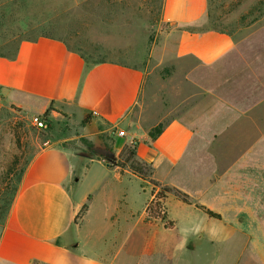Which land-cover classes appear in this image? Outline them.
<instances>
[{"label": "crops", "instance_id": "0c3cea01", "mask_svg": "<svg viewBox=\"0 0 264 264\" xmlns=\"http://www.w3.org/2000/svg\"><path fill=\"white\" fill-rule=\"evenodd\" d=\"M207 8L208 0H163L162 21L175 29V57L193 63L187 72L206 94L170 118L154 140L147 132L155 123L144 126L141 118V69L89 66L45 37L23 40L11 57H0V117L29 118L52 108L49 139L25 167L0 223V264H132L129 256L119 260L122 251L137 248L141 255L153 245L179 252V264H199L193 255L200 249L223 250L213 264H264V28L240 39L200 29ZM120 131L123 137L115 135ZM99 133L112 141L107 152L97 150ZM83 139L91 148L79 146ZM130 142L135 159L152 168L149 179L116 166ZM132 180L149 193L139 210ZM148 180L190 200L167 194L171 228L145 213L153 192ZM169 201L179 215L168 214ZM152 231L173 239L153 241Z\"/></svg>", "mask_w": 264, "mask_h": 264}, {"label": "rangeland", "instance_id": "374dc122", "mask_svg": "<svg viewBox=\"0 0 264 264\" xmlns=\"http://www.w3.org/2000/svg\"><path fill=\"white\" fill-rule=\"evenodd\" d=\"M162 3L163 0H0V57H11L23 40L46 35L62 40L89 65L114 62L141 69L145 75L142 123L165 125L170 118L194 107L206 91L192 83L187 68L193 63L175 57V29L162 21ZM261 28L264 0H208L207 16L200 29H214L240 39ZM48 129L49 126L45 130L33 128L29 118L17 112L0 117V223L8 212L7 202L17 186V174L43 148L49 139ZM98 139L97 150L107 152L112 145L108 133H99ZM83 140L79 146L91 148ZM130 144L135 146L134 142ZM96 157L105 161L102 156ZM145 186H152L153 192L160 190L149 180ZM130 195L134 208L139 210L149 193L141 194L139 182L132 180ZM176 205L168 202L171 217L179 215ZM157 237L173 239L152 231V240L157 241ZM138 253L137 248L130 255L123 256L122 251L119 260L129 256L132 264H179V252L172 255L158 246ZM222 255L221 249H200L193 258H198L199 264H213L212 259Z\"/></svg>", "mask_w": 264, "mask_h": 264}, {"label": "trees", "instance_id": "16d2710c", "mask_svg": "<svg viewBox=\"0 0 264 264\" xmlns=\"http://www.w3.org/2000/svg\"><path fill=\"white\" fill-rule=\"evenodd\" d=\"M41 37H45V38H52V39H57L51 36H46L43 35ZM59 40V39H57ZM61 42H63L62 40H59ZM64 43V42H63ZM65 44V43H64ZM66 47L68 48L67 44H65ZM69 49V48H68ZM70 50V49H69ZM82 57V56H81ZM83 58V57H82ZM83 60L85 61V63L87 65H89L86 60L83 58ZM102 62H97L94 63L92 65L95 64H99ZM90 66V65H89ZM52 110L51 107H49L47 109V111L45 113H43V117L47 119L48 122V126L50 125V121L48 119V113ZM88 123V118H85L83 120V124H87ZM164 125L163 124H158L157 126L153 127L152 129H150L147 132V136L150 140H154L162 131ZM135 146L131 145L130 143L125 144V146L123 147L120 155H119V160L116 163V166L123 169V168H128L133 174L137 175L140 178H149L152 174V168L143 163V162H139L138 160L135 159ZM29 163V161H27L23 168L20 170V172L17 174V186L20 180V177L25 169V167L27 166V164ZM151 183L153 184V186H157L159 187V191L156 192L155 194H153L152 192V199L149 201V203L146 205L145 208V213L147 215L148 218L153 219V220H157V221H161L164 222V227L165 228H171L172 227V223L169 221H166V213H165V208H164V201L167 197V194L172 193L177 199L181 200L184 203L189 204L190 200L187 197V195L181 193L180 191L174 189V188H170L168 186H162L161 184H159L158 182L151 180ZM17 186H15V188L12 189L11 191V196L10 199L8 200V206H10L14 195L16 193L17 190ZM205 215H207L208 217L211 218H215L218 219L219 216L214 214L213 212H211L210 210L201 207V206H197ZM87 209V204H84L77 216V218H79Z\"/></svg>", "mask_w": 264, "mask_h": 264}, {"label": "built area", "instance_id": "2783aa9c", "mask_svg": "<svg viewBox=\"0 0 264 264\" xmlns=\"http://www.w3.org/2000/svg\"><path fill=\"white\" fill-rule=\"evenodd\" d=\"M29 122L31 126L37 130H45L48 127L47 119L43 117L42 114H35L29 117ZM117 137H123V132H115ZM132 143V142H130Z\"/></svg>", "mask_w": 264, "mask_h": 264}, {"label": "clouds", "instance_id": "9594fccd", "mask_svg": "<svg viewBox=\"0 0 264 264\" xmlns=\"http://www.w3.org/2000/svg\"><path fill=\"white\" fill-rule=\"evenodd\" d=\"M182 231H184L185 233H187L189 230L188 229H182ZM192 231H199V229L197 228V229H193Z\"/></svg>", "mask_w": 264, "mask_h": 264}]
</instances>
